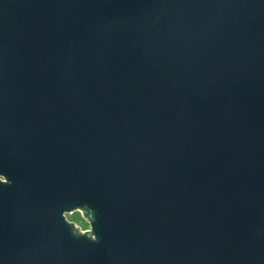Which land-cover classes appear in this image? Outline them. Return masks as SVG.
<instances>
[{"label": "water", "instance_id": "1", "mask_svg": "<svg viewBox=\"0 0 264 264\" xmlns=\"http://www.w3.org/2000/svg\"><path fill=\"white\" fill-rule=\"evenodd\" d=\"M0 172V264H264V0H0Z\"/></svg>", "mask_w": 264, "mask_h": 264}, {"label": "clouds", "instance_id": "2", "mask_svg": "<svg viewBox=\"0 0 264 264\" xmlns=\"http://www.w3.org/2000/svg\"><path fill=\"white\" fill-rule=\"evenodd\" d=\"M12 184L13 180L0 172V185L10 186ZM60 216L74 238H84L91 243L99 242V236L95 230V222L98 220V216L87 202L76 203L71 208L62 209Z\"/></svg>", "mask_w": 264, "mask_h": 264}]
</instances>
